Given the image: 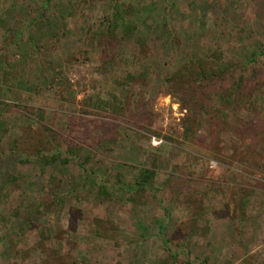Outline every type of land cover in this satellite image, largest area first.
<instances>
[{
	"label": "rangeland",
	"instance_id": "rangeland-1",
	"mask_svg": "<svg viewBox=\"0 0 264 264\" xmlns=\"http://www.w3.org/2000/svg\"><path fill=\"white\" fill-rule=\"evenodd\" d=\"M0 264H264V0H0Z\"/></svg>",
	"mask_w": 264,
	"mask_h": 264
},
{
	"label": "trees",
	"instance_id": "trees-1",
	"mask_svg": "<svg viewBox=\"0 0 264 264\" xmlns=\"http://www.w3.org/2000/svg\"><path fill=\"white\" fill-rule=\"evenodd\" d=\"M213 63V62H212ZM207 67H209V74H213L214 76H219V75H221L222 77H224L225 76V74L227 73V72H229V69H231V67H229V64H226V63H217L216 65H215V63H214V65H213V67H212V65H208ZM234 68V70H236V68H238V67H233ZM228 70V71H227ZM179 75H182L183 76V73L181 72V73H179ZM239 78H240V76H239ZM239 78H237V82H236V85L239 87L240 85H241V83H242V81H243V79H241L242 78V76H241V78L239 79ZM239 90H240V92L243 94V91H244V88H238ZM240 93V94H241ZM250 92H244V95L246 94V97L248 96V97H250V94H249ZM250 99V98H249Z\"/></svg>",
	"mask_w": 264,
	"mask_h": 264
},
{
	"label": "built area",
	"instance_id": "built-area-1",
	"mask_svg": "<svg viewBox=\"0 0 264 264\" xmlns=\"http://www.w3.org/2000/svg\"><path fill=\"white\" fill-rule=\"evenodd\" d=\"M158 142L153 139L152 144L156 145Z\"/></svg>",
	"mask_w": 264,
	"mask_h": 264
}]
</instances>
